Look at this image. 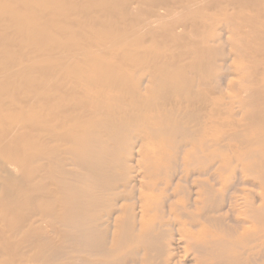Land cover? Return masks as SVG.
I'll return each instance as SVG.
<instances>
[{
	"label": "bare ground",
	"instance_id": "obj_1",
	"mask_svg": "<svg viewBox=\"0 0 264 264\" xmlns=\"http://www.w3.org/2000/svg\"><path fill=\"white\" fill-rule=\"evenodd\" d=\"M252 243L264 0H0V264H245Z\"/></svg>",
	"mask_w": 264,
	"mask_h": 264
},
{
	"label": "rangeland",
	"instance_id": "obj_2",
	"mask_svg": "<svg viewBox=\"0 0 264 264\" xmlns=\"http://www.w3.org/2000/svg\"><path fill=\"white\" fill-rule=\"evenodd\" d=\"M247 189V188H245ZM239 210H241L243 213H244V209L242 210V208H235L233 214H230L229 213V220L227 221V224L230 225V227L232 228V226H234V222L233 221H236V220H242L243 222H246V224L248 226H252L253 224L251 223V220L247 219L245 215H241L239 214ZM229 221H232V222H229ZM238 222V221H237ZM164 229L168 228V227H163ZM209 230L212 232V233H219V230L218 228L216 227H212V228H209ZM256 250V251H255ZM246 254L244 255V259H245V264H264V246L263 248L261 249V253L259 255V251L258 249L256 248V244L255 243H252L251 245H247L246 247ZM253 252H256V255L258 253L257 256H253ZM245 253V252H244ZM249 253V254H248ZM248 254V255H247ZM253 256V257H252ZM233 263L232 264H237L235 263L234 261H232Z\"/></svg>",
	"mask_w": 264,
	"mask_h": 264
}]
</instances>
